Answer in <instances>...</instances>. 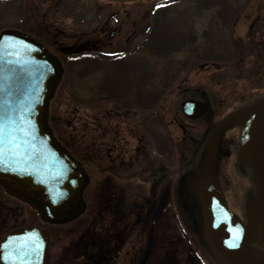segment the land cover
Listing matches in <instances>:
<instances>
[{
    "label": "rangeland",
    "instance_id": "1",
    "mask_svg": "<svg viewBox=\"0 0 264 264\" xmlns=\"http://www.w3.org/2000/svg\"><path fill=\"white\" fill-rule=\"evenodd\" d=\"M236 1L243 6L228 17L215 0L0 1V31L23 30L61 59L64 72L48 103L47 124L88 174L83 213L45 225L48 264H212L196 245L176 198L182 166L205 128L204 121L185 118L179 103L203 96L216 119L264 90V0ZM152 11L178 43L171 46L162 37L159 53L152 46L139 49ZM211 21L209 42L203 35ZM96 35H107L104 50H122L116 65L102 57L68 62L62 47ZM212 54L220 58L209 59ZM122 62L130 67L125 76L142 92L141 107H115L105 93L102 97L112 72L121 74L115 67ZM236 134L232 128L223 136L229 155L220 156L219 179L229 206L239 212L250 185L237 170L235 144L228 141ZM128 172L130 180L117 177ZM30 224L44 225L29 205L0 186V237ZM115 233L117 243L110 248Z\"/></svg>",
    "mask_w": 264,
    "mask_h": 264
},
{
    "label": "water",
    "instance_id": "2",
    "mask_svg": "<svg viewBox=\"0 0 264 264\" xmlns=\"http://www.w3.org/2000/svg\"><path fill=\"white\" fill-rule=\"evenodd\" d=\"M62 72L59 59L35 37L0 33V185L49 223L83 212L88 181L47 124L48 102ZM179 110L205 121L176 186L195 242L212 264H264V91L216 120L203 96L184 97ZM232 128L238 129L235 165L250 185L240 215L228 207L218 180L220 156L229 153L223 136ZM48 239L47 229L38 225L7 231L0 238V264H48Z\"/></svg>",
    "mask_w": 264,
    "mask_h": 264
},
{
    "label": "trees",
    "instance_id": "3",
    "mask_svg": "<svg viewBox=\"0 0 264 264\" xmlns=\"http://www.w3.org/2000/svg\"><path fill=\"white\" fill-rule=\"evenodd\" d=\"M207 1L208 2H206V3L209 4V0H207ZM215 1H216V4H221V11H220L221 13L223 12V10L227 11L225 14L226 17H228L230 15V13H232V11L237 6L241 5V3L237 2L236 0H215ZM233 1H235V3H237V4L233 5ZM156 11H158L157 7H155V12ZM224 19H226V18H224ZM213 22H215V21L210 22L209 30L207 32H205L203 35V38H206L209 42H212V39H213L210 36V33L214 30ZM168 33H170V34H168ZM172 34H173V31H169V29H167V26H165V24L161 23L160 20L157 21L155 18V15H154V17L152 19V24H150L148 27L147 38L145 39V41L143 40V43H141V47L139 49H140V51H143L146 49V46L147 47L152 46L154 48L155 53H157V52L159 53L160 51H158L159 50L158 43L160 42L162 37H164L168 41L172 42L171 46L177 45L178 43L173 42V40H172L173 39ZM184 36L185 37H183L184 38L183 42L189 44L191 42V39L188 38V36H186V35H184ZM211 44L213 45L214 43H211ZM179 46H181V45H179ZM169 51H170V48H168V50L166 52H169ZM209 52H211V50H207L206 53H209ZM213 54L211 56L212 58H209V59L220 58V56H216ZM83 61L84 60H73V61H70V63L74 64V63H80ZM133 61L135 64L138 63L136 58L131 60V63ZM116 62H117V60H116ZM116 62H115V64H116ZM115 68L117 70H120L119 73L121 72V70H122V72H121V74H118L117 71L112 72V75H113L112 84L109 88L106 87L104 89L102 97L105 93L107 96H104V98L112 99V101H114L113 105L115 107H119V106L120 107H126V105H129V106L135 105V106L141 107L142 106L141 102L143 100L142 92H139V90H138V93H137V91H136L137 88L134 87L135 83L131 80V76L130 77L125 76V74H124V69L130 68V67L125 65L124 63H122L121 66L115 67ZM129 95H130V97H129ZM154 136H155L154 137V139H155L157 137V135L154 134Z\"/></svg>",
    "mask_w": 264,
    "mask_h": 264
},
{
    "label": "flooded vegetation",
    "instance_id": "4",
    "mask_svg": "<svg viewBox=\"0 0 264 264\" xmlns=\"http://www.w3.org/2000/svg\"><path fill=\"white\" fill-rule=\"evenodd\" d=\"M0 1L3 2L5 0H0ZM12 29L20 30V29H17V28H12ZM20 31H23V30H20ZM110 34H112V30H110ZM106 36L107 35H103V36L96 35V36H93V37H91L89 39H83V40H80V41H78L76 43H73V44H71V45H69L67 47H62V50L65 49V48H67L68 50H70L68 52H71L73 50L82 49V48H96L97 45H99L101 43L104 44V40H105V37ZM129 163H131V162H129ZM118 175L119 176H117V177H120V179H122V180H125V179L130 180L133 177L132 176L133 174L131 172H128V173H120ZM150 199H151V201L153 203V201L155 200V196H154L153 193L151 194ZM110 242H112V238H111ZM110 245H111L110 246V248H111L112 247V243Z\"/></svg>",
    "mask_w": 264,
    "mask_h": 264
}]
</instances>
